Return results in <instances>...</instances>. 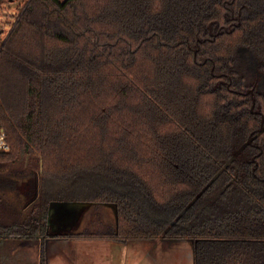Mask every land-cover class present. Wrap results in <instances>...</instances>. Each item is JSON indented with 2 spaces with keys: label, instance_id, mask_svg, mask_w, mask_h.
Returning <instances> with one entry per match:
<instances>
[{
  "label": "trees",
  "instance_id": "obj_1",
  "mask_svg": "<svg viewBox=\"0 0 264 264\" xmlns=\"http://www.w3.org/2000/svg\"><path fill=\"white\" fill-rule=\"evenodd\" d=\"M0 128V246L39 240L48 264L50 240L188 241L193 264H264V0H27L0 40ZM57 202L114 226L52 233Z\"/></svg>",
  "mask_w": 264,
  "mask_h": 264
},
{
  "label": "rangeland",
  "instance_id": "obj_2",
  "mask_svg": "<svg viewBox=\"0 0 264 264\" xmlns=\"http://www.w3.org/2000/svg\"><path fill=\"white\" fill-rule=\"evenodd\" d=\"M26 3L27 0H0V30L3 29V34L0 36L1 40L7 35ZM38 171L41 173V170ZM52 207L54 208V214L49 224V230L52 233L58 231V229L82 231L84 229L95 230L114 226V213L109 206L91 205L84 210H79L69 207L66 203L57 202ZM160 243L163 244V247H160ZM189 243L188 241L165 240L131 242L126 245L125 249L120 247L117 256L112 254V259H110L108 251H101L100 255L95 253L93 256H88L86 252L85 255L83 252L80 253L82 247L86 246L85 244L92 243H66L51 240L48 242L47 252L50 264H79V259L83 257H87L85 259L89 260L94 259L95 264H116L117 257L120 264H161L165 258L177 262L182 249L180 251L177 249L178 252H176L174 244L186 246ZM94 244H97L102 250L106 248L105 243L97 242ZM39 245V240H4L0 246V264H38ZM17 246L20 248L16 249L11 255V248ZM89 248L93 249L94 247L89 245Z\"/></svg>",
  "mask_w": 264,
  "mask_h": 264
},
{
  "label": "crops",
  "instance_id": "obj_3",
  "mask_svg": "<svg viewBox=\"0 0 264 264\" xmlns=\"http://www.w3.org/2000/svg\"><path fill=\"white\" fill-rule=\"evenodd\" d=\"M51 241V240H50ZM58 241H61V242H66V243H74V242H84V243H92V244H85L86 246L82 247L81 249V252L80 253H84V255L87 253L88 256L90 255H94L95 253H97V255H100L102 252L101 251H108V256H110V259H112V254H115L114 256H117V254L119 253V248L121 247V249H125L126 245H128V243H131V242H143V241H129V242H117V241H113V240H100V239H85V240H58ZM156 241V240H155ZM167 241V240H165ZM49 242V241H48ZM48 242H47V245H46V255H47V261H48V264H50V261H49V258H48V252H47V247H48ZM105 243V250L103 249H100L99 246H97V244H94V243ZM89 245H93V249L92 248H89ZM121 245V246H119ZM159 246V244H157ZM163 244L160 243V247L162 246ZM175 248L174 250L176 249V252L177 249L180 251L179 253V257L177 259V262H175L174 260H170L168 258H165L164 261L161 263V264H193V258H192V245L189 243L187 244L186 246H183L181 244H174ZM139 247V246H138ZM163 247V246H162ZM184 247V248H182ZM20 248L19 246L17 247H12L11 248V252L13 255L14 251L16 249ZM169 248V246H168ZM86 252V253H85ZM174 253V252H173ZM184 256V257H183ZM0 257H1V247H0ZM87 257H83V258H80L78 263L79 264H95V260H89V259H85ZM38 262H39V256H38ZM124 262V261H122ZM61 263H62V259H61ZM116 264H120L118 263V257H117V263ZM160 264V263H159Z\"/></svg>",
  "mask_w": 264,
  "mask_h": 264
},
{
  "label": "water",
  "instance_id": "obj_4",
  "mask_svg": "<svg viewBox=\"0 0 264 264\" xmlns=\"http://www.w3.org/2000/svg\"><path fill=\"white\" fill-rule=\"evenodd\" d=\"M2 34H3V31L0 30V36ZM36 196H37V193H36L35 197L27 205L31 204L36 199ZM62 203H66V204H68L69 207H72V208H75V209H79V210H84L87 207L92 205V203H90V202H62ZM52 206L50 207L49 212H48V222H47L48 225L50 224L51 217L54 214V208ZM113 207H114V210H115V217H116V220H117L116 206L113 205Z\"/></svg>",
  "mask_w": 264,
  "mask_h": 264
},
{
  "label": "built area",
  "instance_id": "obj_5",
  "mask_svg": "<svg viewBox=\"0 0 264 264\" xmlns=\"http://www.w3.org/2000/svg\"><path fill=\"white\" fill-rule=\"evenodd\" d=\"M8 150H9V145L6 141L5 133L3 129L0 128V153L7 152Z\"/></svg>",
  "mask_w": 264,
  "mask_h": 264
},
{
  "label": "flooded vegetation",
  "instance_id": "obj_6",
  "mask_svg": "<svg viewBox=\"0 0 264 264\" xmlns=\"http://www.w3.org/2000/svg\"><path fill=\"white\" fill-rule=\"evenodd\" d=\"M59 230V229H58Z\"/></svg>",
  "mask_w": 264,
  "mask_h": 264
}]
</instances>
